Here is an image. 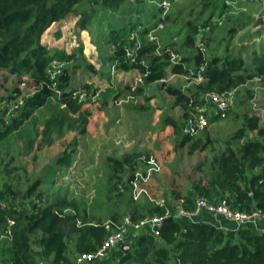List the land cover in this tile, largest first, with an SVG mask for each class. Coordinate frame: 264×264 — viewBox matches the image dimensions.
I'll list each match as a JSON object with an SVG mask.
<instances>
[{"label":"trees","instance_id":"obj_1","mask_svg":"<svg viewBox=\"0 0 264 264\" xmlns=\"http://www.w3.org/2000/svg\"><path fill=\"white\" fill-rule=\"evenodd\" d=\"M83 1L86 7L78 9L76 5ZM123 1L0 0V70L31 83L34 89L32 94L23 97L20 115L0 129V137L16 129L32 111L43 107L51 99L71 113L81 110L86 99H79V93L84 91L88 96L94 92V86L83 82L80 88L73 87L67 64L81 59L85 68L95 70L94 65L86 60L81 45L69 52L63 48H50L42 43L41 36L51 24L72 15H78L75 24L79 30L87 29L97 10L115 8ZM216 1L203 0L204 9L212 7L209 15L200 21H188L184 47L195 48L199 33L205 43V29L214 28L222 14L232 7L225 3L226 0H220V5ZM217 6L219 12L215 17L213 11ZM153 7L154 19L150 24L142 27L128 22L107 29L106 42L113 48V60L118 69L136 70L142 76V83L132 91L133 94L141 91L143 86L166 78L168 71L190 79L201 77L188 90L165 82L161 85L173 97V105L182 109L179 118L168 115L165 119L174 131L176 148L188 145L189 153L200 150L205 151V156L195 167L199 176L192 182L190 193L176 192L173 194L176 203L163 199L162 205L152 203L146 208V213L163 215L168 210L173 214L180 199L183 208L192 209L198 196L213 203L225 198L232 208L241 211H250L255 207L264 211V118L249 110L233 111L239 124L228 136L211 139L183 133L189 110L196 103H203L198 100L201 93L229 90L255 76L264 81V53L254 56L251 65H248L240 57L207 56L196 47L197 51L192 55L182 56L177 63H171L165 51L157 54L155 45L145 38L149 28L159 22L165 25L168 17L163 13V7ZM213 16L215 24L212 23ZM132 31H137L140 40L134 60L125 53V48L134 44L129 39ZM174 50L179 53L178 49ZM53 60L62 62L63 66L61 72L51 79L48 70ZM230 111L231 107L227 116ZM219 119L215 115L210 120ZM147 161V155L135 151L108 157L112 176L126 192L131 189L138 168L145 173L143 167ZM142 163L146 164L142 167ZM38 186L39 182H36L22 194L23 197L37 198L28 208L0 204V264H40L41 258L50 259L52 264H75L77 253L94 251L114 224L121 222L117 219L107 222L97 217L89 218L88 211L74 200L50 202L43 197V191ZM10 194L16 196L18 192L5 187L0 191V201ZM143 215L133 211L128 217L136 222ZM9 218L14 221L10 234L2 236ZM126 237L129 238L127 251L116 246L105 257L82 264H103L116 249L119 251L117 258L104 264H264V229L252 226L223 230L208 222L174 216L171 220H163L157 235L143 229L133 232L130 228Z\"/></svg>","mask_w":264,"mask_h":264},{"label":"rangeland","instance_id":"obj_2","mask_svg":"<svg viewBox=\"0 0 264 264\" xmlns=\"http://www.w3.org/2000/svg\"><path fill=\"white\" fill-rule=\"evenodd\" d=\"M149 1L124 0L115 8L99 9L91 24L82 31L74 20L52 28L61 32L58 46L70 50L81 45L86 60L94 65L95 70L85 68L81 59L67 64L72 86L80 88L83 81H89L94 86V95L86 97L77 113L69 112L51 99L32 111L16 129L0 137V191L10 187L18 192L16 196L5 197L0 204L30 207L37 198L22 194L39 182L38 188L50 202L74 200L88 211L89 218L120 222L133 211L149 215L146 208L156 204L159 198L176 203L174 193L191 192L192 182L199 176L195 167L203 160L205 151L189 153L188 145L176 148L174 131L165 119L168 115L179 118L182 109L173 105V97L160 83L131 93L127 87L139 74L136 70L118 69L113 60V48L106 42L107 29L128 22L142 27L150 24L155 8ZM168 1L170 5L164 9L168 17L159 35L160 41L162 46L178 49L179 58L190 56L197 49L183 46L188 21L206 18L212 7L204 9L203 0ZM253 1L252 7H246V1L234 0L233 8L222 14L219 24H215L216 14L212 17L215 27L206 28L204 32L207 56L214 54L215 47L218 55L240 56L251 65L254 55L264 53V0ZM76 7L82 9L86 3L83 1ZM245 21L248 25L232 32ZM197 82L195 78L179 74L167 75L165 81L177 87L181 85L185 90ZM234 88L228 116L209 123L196 137L215 139L230 135L239 124L233 111H250V100L257 101L252 99L253 94L264 102V81L260 76ZM32 90L31 83L22 84L21 79L0 70V129L20 115L17 105L22 98H16L14 93L24 96ZM130 151L147 155L159 170L152 172L146 181L138 180L137 187L131 185L126 192L112 176L108 157ZM145 164L142 163V167Z\"/></svg>","mask_w":264,"mask_h":264},{"label":"built area","instance_id":"obj_3","mask_svg":"<svg viewBox=\"0 0 264 264\" xmlns=\"http://www.w3.org/2000/svg\"><path fill=\"white\" fill-rule=\"evenodd\" d=\"M153 6L163 7V9H167L170 5L168 0H150L149 1ZM225 3L227 5L234 6V0H226ZM165 13V10L164 12ZM221 20H217L219 24ZM164 29V23L159 22L154 27L148 29L145 34V38L148 42L155 45V52L160 54L162 51H165L171 63H177L179 60L178 53L174 50L173 47H164L160 41V32ZM196 40V47L197 49L202 52L206 53V44L203 40L200 39V36H197ZM129 39L134 41V44L128 45L125 48L126 56L129 57L131 60H134L135 54L137 49L140 46V40L138 38L137 31H132L129 35ZM63 63L59 62L58 60H53L50 62V78H54L61 72ZM196 80L200 81L201 77L198 76L195 78ZM166 78H160L159 80L151 83H162L165 82ZM24 80H22V84H24ZM142 83V76L139 74L137 79L134 81L132 85L129 86L130 92L136 90L138 85ZM33 89V86H32ZM234 89L231 88L229 90H225L222 92L217 91H208L201 93L198 96V100L202 101L203 103H196L188 112V116L186 122L183 126V133L186 135H197L201 130L204 129L208 125V119L212 114L218 115L220 119H224L227 115L228 110L232 104L233 96H234ZM34 89L27 95L32 94ZM80 92V91H79ZM19 92H15L14 96L16 98H22L21 103L17 105V107H21L23 102L24 96H18ZM94 95V93L89 94L88 96ZM133 94H131L130 98H132ZM85 92L81 91L79 93V99L85 100L86 97ZM14 98V97H13ZM211 105L210 109L208 105ZM253 111L255 114L259 115L261 119L264 118V106H260L257 104H253ZM149 167V168H148ZM148 168V169H146ZM145 168V173L143 174L141 171L135 172V179L132 181V185L137 187L136 184L138 180L146 181L152 172H156L159 170L158 165L153 161V159H149L147 161V166ZM182 199H180V202ZM177 205L175 212H169L168 210L165 211L163 215H145L141 217L138 221L132 222L129 217H125L123 221L119 224H114V228L110 230L108 235L104 238L101 244L94 250V251H85L77 253L75 264H82L85 262H89L95 259L103 258L107 255L110 249L119 246L125 240L126 234L129 232L130 228L133 232H137L140 229L148 231L153 235L158 234V228L161 226L163 220L168 217H186L189 220L195 221V218L202 212H208L210 214L216 215L218 217H222L226 220L233 221L237 226L236 227H243V226H252L256 227L257 222L259 219L264 218V211L260 208L255 207L250 211H241L235 208H232L231 205L225 198L220 199L219 201L213 203L208 201L203 197H196L194 199V206L192 209H185L181 206ZM156 204L162 205L164 203L163 198H159L155 201ZM3 206V204H1ZM14 223L12 219L7 220V225L4 230L2 236L10 234V226ZM77 223L80 224V221L77 220ZM108 227V224H106Z\"/></svg>","mask_w":264,"mask_h":264},{"label":"crops","instance_id":"obj_4","mask_svg":"<svg viewBox=\"0 0 264 264\" xmlns=\"http://www.w3.org/2000/svg\"><path fill=\"white\" fill-rule=\"evenodd\" d=\"M242 1H246V7H248V6H250L251 5V7L255 4L254 2L255 1H253V0H242ZM121 4V3H120ZM220 5V4H219ZM232 8H233V6H232ZM215 11V14H218V12H219V9H218V6H217V8L214 10ZM73 17H75L74 19H72L71 18V16H69L68 18H66L65 20H62V21H59V22H55V23H53V24H51L45 31H44V33L42 34V36H41V41H42V43H44L45 45H47L48 47H50V48H63L62 46H58L57 44H59L58 43V39L61 37V32L59 31V29H57L56 31H53V27L54 26H58V25H60V24H62L63 25V23L64 22H68V21H70V20H74V24H75V22H76V20H77V18H78V15H72ZM76 25V24H75ZM246 25H248V23L245 21L244 23H242L239 27H237V29H233L232 30V32L234 33V32H236L237 30H239V29H241V28H244ZM82 31V30H81ZM53 40V42H51L52 40ZM47 42L49 43V45L47 44ZM63 49H66V48H63ZM73 49H75V47H73ZM68 52L69 51H71L72 49H70V50H68V49H66ZM218 50V49H217ZM217 50H216V48L215 47H213V53L215 54V55H217V56H222V55H218V53H217ZM226 55H229L228 53L226 54ZM225 56V55H224ZM230 56H234V55H230ZM255 56V55H254ZM235 57H240V56H235ZM241 58V57H240ZM131 71H134V70H130V71H128V72H131ZM171 73L168 71V75H170ZM172 76H175V75H178V74H171ZM179 76H183L184 77V75H179ZM168 78H170L169 76H168ZM83 82H88V83H90L89 81H83ZM149 86V85H148ZM180 87H182L181 85H180ZM252 99H256L257 101H255V100H250V112L251 113H254V111H253V104L255 103V104H257V105H260V106H264V102L263 101H261L260 99H259V96L257 97V95L255 94H253V98ZM208 107H209V109H210V107H211V105L209 104L208 105ZM211 110V109H210ZM215 116V114H212L210 117H209V119H208V124L210 123V124H212V123H214V122H216V121H218V120H215V121H211L210 119L211 118H213ZM131 152V151H130ZM125 154V153H124ZM121 155H123V154H121ZM120 155V156H121ZM119 157V156H118ZM125 216H123V218H124ZM127 217V216H126ZM122 218V219H123ZM121 219V220H122ZM120 220V221H121ZM195 221H204V222H208V223H211V224H213V225H215L216 227H219V228H221V229H223V230H237L238 228H240V227H236L237 225L233 222V221H229V220H226V219H224V218H222V217H218V216H216V215H213V214H210V213H208V212H205V211H202L196 218H195ZM256 229H264V218H261V219H259L258 220V222H257V225H256V227H255ZM128 239L129 238H127L126 236H125V240L122 242V243H128ZM119 247V246H118ZM120 248V247H119ZM117 250V249H116ZM115 250V252L113 253V256L111 257V258H108V259H106V261H104L103 262V264L104 263H106V262H110V261H112V259L114 260V259H116L117 257L116 256H118L119 255V251L117 250L116 251ZM40 264H52V262H51V260L50 259H45V258H41V260H40Z\"/></svg>","mask_w":264,"mask_h":264},{"label":"water","instance_id":"obj_5","mask_svg":"<svg viewBox=\"0 0 264 264\" xmlns=\"http://www.w3.org/2000/svg\"><path fill=\"white\" fill-rule=\"evenodd\" d=\"M173 217H168L167 220H171ZM119 247L123 250V251H127L129 249V244L128 243H120Z\"/></svg>","mask_w":264,"mask_h":264}]
</instances>
